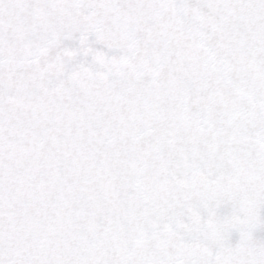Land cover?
I'll use <instances>...</instances> for the list:
<instances>
[{
	"label": "snow or ice",
	"instance_id": "1",
	"mask_svg": "<svg viewBox=\"0 0 264 264\" xmlns=\"http://www.w3.org/2000/svg\"><path fill=\"white\" fill-rule=\"evenodd\" d=\"M0 264H264V0H0Z\"/></svg>",
	"mask_w": 264,
	"mask_h": 264
}]
</instances>
